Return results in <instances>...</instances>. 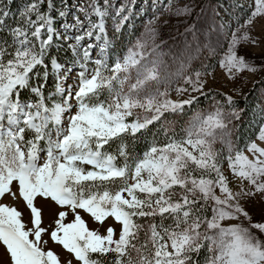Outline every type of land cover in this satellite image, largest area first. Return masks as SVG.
I'll list each match as a JSON object with an SVG mask.
<instances>
[{"label": "snow or ice", "instance_id": "1", "mask_svg": "<svg viewBox=\"0 0 264 264\" xmlns=\"http://www.w3.org/2000/svg\"><path fill=\"white\" fill-rule=\"evenodd\" d=\"M13 3L0 0V264H200L202 252L204 264H264V210L247 207L264 200V116L243 148L229 94L180 133L167 122L213 95L196 71L170 98L153 25L179 0H154L144 36L115 57L107 20L122 32L126 5ZM257 20L264 0L208 44L228 79L257 71L244 54L264 42ZM157 126L164 141L153 133L134 153Z\"/></svg>", "mask_w": 264, "mask_h": 264}, {"label": "rangeland", "instance_id": "2", "mask_svg": "<svg viewBox=\"0 0 264 264\" xmlns=\"http://www.w3.org/2000/svg\"><path fill=\"white\" fill-rule=\"evenodd\" d=\"M25 2L26 0H23L18 7L22 8ZM56 2L58 10H60L61 0H56ZM88 2L89 0H68L70 4H84L85 6ZM110 2L116 7L120 4L126 5L130 9L128 14L131 16L130 21L120 33L113 30L114 26L110 16L107 20L108 35L114 45L111 55L115 57L123 55L132 43L144 36L149 21L158 14L161 6L154 7V0H110ZM250 3L251 0H179V3L173 4V12L164 11L159 20L154 22L153 26L158 32L155 42L161 45L158 54L166 62L167 71L170 74V98L180 99L175 88L186 86L184 76L194 74L196 71L201 72L202 78L207 81L205 91H210L213 94L207 98H201L199 103L191 109L186 108L182 116L168 114L167 122L177 133L187 126L193 113L209 111L213 107V102L220 99V94H229L235 101L234 107L243 110L241 120L235 122L233 140L236 146L243 148L248 140L255 138L261 122L260 118L264 116V42L258 47H248L244 51L249 63L257 66V71L237 74L235 80L228 79L226 73L217 67V59L211 55L208 48L209 43L216 42L217 32L223 33L228 27H236L238 20L243 22L249 11ZM185 5L188 6L187 14L181 16L174 14L176 9H183ZM111 12L114 14V8ZM77 14L83 19L81 13ZM67 19L71 21L72 16L68 15ZM262 32H264V20H257L252 34L259 37ZM149 45H151V41H149ZM70 60L69 55L63 61L70 62ZM68 83H72V80H69ZM244 94H247V97L244 104L241 105L239 99ZM250 123L256 126L252 131L253 134L250 135L251 131L247 130L243 133V141L236 139V135L240 132L238 130L240 125L246 128V125ZM161 127L163 126H157L152 130V133L139 140H146L147 147L155 133L157 134L156 139L163 142L165 138L163 132L160 131ZM216 147L226 151L219 144ZM247 207L254 217L259 218L264 210V200L257 196ZM206 255V252L200 255V264H204Z\"/></svg>", "mask_w": 264, "mask_h": 264}, {"label": "trees", "instance_id": "3", "mask_svg": "<svg viewBox=\"0 0 264 264\" xmlns=\"http://www.w3.org/2000/svg\"><path fill=\"white\" fill-rule=\"evenodd\" d=\"M23 2V0H15V3H13L12 5H11V8H12V10L13 11H16V9L17 8H19L20 7V5H21V3ZM19 6V7H18ZM59 56H60V59H61V61H63L64 59H66V58H68L69 57V55H65L64 54V51L63 50H61V52H60V54H59ZM52 86H53V82L52 81H50L49 82V89H51L52 88ZM247 97V94H244V96H242L240 99H239V101H240V104L241 105H243L244 104V102H245V98ZM256 128V126L255 125H253L252 123H250L249 125L247 124L246 125V128H244V127H242L241 125H240V128L238 129L240 132L236 135V139L238 138L239 139V141H243L242 139H243V133H245V131H251L250 132V135H252L253 134V130ZM242 135V136H241ZM249 135V136H250ZM146 140L145 141H140V140H138V141H136L134 144H131L130 143V148H131V150L134 152V153H136V154H140L145 148H146ZM202 253H204V252H202ZM201 253V254H202Z\"/></svg>", "mask_w": 264, "mask_h": 264}]
</instances>
